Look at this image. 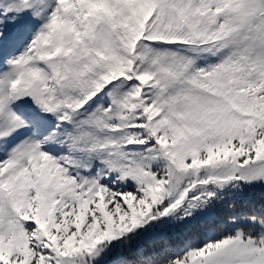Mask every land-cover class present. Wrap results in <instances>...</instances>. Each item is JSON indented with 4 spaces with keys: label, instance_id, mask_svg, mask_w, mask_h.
Listing matches in <instances>:
<instances>
[{
    "label": "snow or ice",
    "instance_id": "6c2138e0",
    "mask_svg": "<svg viewBox=\"0 0 264 264\" xmlns=\"http://www.w3.org/2000/svg\"><path fill=\"white\" fill-rule=\"evenodd\" d=\"M0 264H264V0H0Z\"/></svg>",
    "mask_w": 264,
    "mask_h": 264
}]
</instances>
